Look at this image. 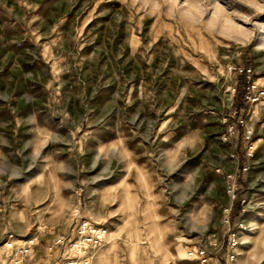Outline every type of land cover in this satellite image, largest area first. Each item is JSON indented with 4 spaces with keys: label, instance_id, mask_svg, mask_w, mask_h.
<instances>
[{
    "label": "rangeland",
    "instance_id": "obj_1",
    "mask_svg": "<svg viewBox=\"0 0 264 264\" xmlns=\"http://www.w3.org/2000/svg\"><path fill=\"white\" fill-rule=\"evenodd\" d=\"M83 218L93 264H264V0H0V264Z\"/></svg>",
    "mask_w": 264,
    "mask_h": 264
},
{
    "label": "built area",
    "instance_id": "obj_2",
    "mask_svg": "<svg viewBox=\"0 0 264 264\" xmlns=\"http://www.w3.org/2000/svg\"><path fill=\"white\" fill-rule=\"evenodd\" d=\"M246 72V75L249 79V82H251V69L247 67H243L239 69V72ZM251 87L250 85L247 90V98L250 100L252 99V95H249L251 93ZM254 88V87H253ZM236 89H234L235 91ZM257 99V98H255ZM238 115V111H234L232 117H235ZM225 122H228V119L225 120ZM243 125L244 126V138L246 140H249L254 135V128L247 123L243 119H238L237 123H230L228 125V133H224L225 140H228L229 138H233L235 134H237L238 126ZM255 148L250 144L247 155L252 156ZM245 169V168H244ZM235 177L234 173H231L229 175V178L232 179ZM236 189H233V198L235 199ZM231 230V228L229 229ZM107 230L102 225H96L93 224L89 219L83 218L79 220V222L76 224V226L73 228V231L71 234L68 233H62L57 235L55 239V244L57 247H63V251H61L58 254V262L56 264H93L94 258L96 254L99 252V250L103 247L107 240ZM14 238L13 234L9 235V238L6 242L8 244L9 241H11L7 245L8 250H12L14 254V258L16 257H24L28 255L30 252V248L32 245H34L38 237L32 236L25 240L24 243L14 246L12 239ZM229 246H230V252L229 256L226 259L225 264H234L233 258L234 255L232 253V249L235 248L238 244V240L235 237V234H232L231 238L228 240ZM190 257H194L199 260L200 264H216L215 259L213 257V253L211 252L210 248L207 245H201L195 249H191L189 251ZM19 260H16L15 263L17 264Z\"/></svg>",
    "mask_w": 264,
    "mask_h": 264
},
{
    "label": "trees",
    "instance_id": "obj_3",
    "mask_svg": "<svg viewBox=\"0 0 264 264\" xmlns=\"http://www.w3.org/2000/svg\"><path fill=\"white\" fill-rule=\"evenodd\" d=\"M238 84L240 85L241 89H238L237 92L235 93L234 107L237 109H241V108H243L242 101L245 99V96L243 95V89L242 88H246V90H248V87L250 86V82H249V79H248L245 71L239 74ZM236 199H235V201H236ZM239 207H240V201L238 200L237 203L234 205V208H233L234 213H237Z\"/></svg>",
    "mask_w": 264,
    "mask_h": 264
},
{
    "label": "bare ground",
    "instance_id": "obj_4",
    "mask_svg": "<svg viewBox=\"0 0 264 264\" xmlns=\"http://www.w3.org/2000/svg\"><path fill=\"white\" fill-rule=\"evenodd\" d=\"M25 240H26V239H24V238H18V241H19L20 243H24ZM10 242H11V241H9L8 244H9ZM8 244H5V246H7ZM20 263H21V260H19L17 264H20Z\"/></svg>",
    "mask_w": 264,
    "mask_h": 264
}]
</instances>
